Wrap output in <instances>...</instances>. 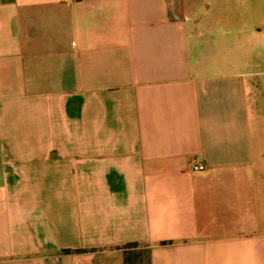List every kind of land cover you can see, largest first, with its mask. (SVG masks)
Returning a JSON list of instances; mask_svg holds the SVG:
<instances>
[{"label": "crops", "instance_id": "1", "mask_svg": "<svg viewBox=\"0 0 264 264\" xmlns=\"http://www.w3.org/2000/svg\"><path fill=\"white\" fill-rule=\"evenodd\" d=\"M0 264H264V0H0Z\"/></svg>", "mask_w": 264, "mask_h": 264}, {"label": "built area", "instance_id": "2", "mask_svg": "<svg viewBox=\"0 0 264 264\" xmlns=\"http://www.w3.org/2000/svg\"><path fill=\"white\" fill-rule=\"evenodd\" d=\"M203 165H194V166H192L191 167V169L193 170V171H200V170H203Z\"/></svg>", "mask_w": 264, "mask_h": 264}]
</instances>
